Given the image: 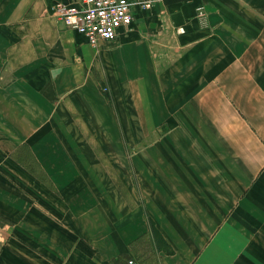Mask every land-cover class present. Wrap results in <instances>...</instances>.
<instances>
[{"label":"crops","instance_id":"0c3cea01","mask_svg":"<svg viewBox=\"0 0 264 264\" xmlns=\"http://www.w3.org/2000/svg\"><path fill=\"white\" fill-rule=\"evenodd\" d=\"M57 1L0 0V264H264V0Z\"/></svg>","mask_w":264,"mask_h":264},{"label":"built area","instance_id":"2783aa9c","mask_svg":"<svg viewBox=\"0 0 264 264\" xmlns=\"http://www.w3.org/2000/svg\"><path fill=\"white\" fill-rule=\"evenodd\" d=\"M160 0H58L53 15L68 29L86 37L89 44L98 47L114 40L120 29H128L134 20L136 8L147 9ZM204 9H198L202 17ZM131 263V262H130Z\"/></svg>","mask_w":264,"mask_h":264},{"label":"trees","instance_id":"16d2710c","mask_svg":"<svg viewBox=\"0 0 264 264\" xmlns=\"http://www.w3.org/2000/svg\"><path fill=\"white\" fill-rule=\"evenodd\" d=\"M124 259H127V257H123L122 260L120 259V257L117 259V262H122Z\"/></svg>","mask_w":264,"mask_h":264}]
</instances>
